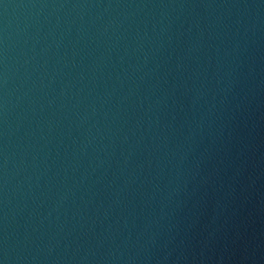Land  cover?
Returning <instances> with one entry per match:
<instances>
[{
    "label": "water",
    "instance_id": "water-1",
    "mask_svg": "<svg viewBox=\"0 0 264 264\" xmlns=\"http://www.w3.org/2000/svg\"><path fill=\"white\" fill-rule=\"evenodd\" d=\"M0 264H264V0H0Z\"/></svg>",
    "mask_w": 264,
    "mask_h": 264
}]
</instances>
